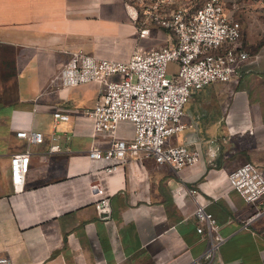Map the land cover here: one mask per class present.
<instances>
[{
  "label": "crops",
  "instance_id": "obj_1",
  "mask_svg": "<svg viewBox=\"0 0 264 264\" xmlns=\"http://www.w3.org/2000/svg\"><path fill=\"white\" fill-rule=\"evenodd\" d=\"M190 9L204 0H177ZM239 23L248 61L238 76L192 93L183 106L186 127L168 144H185L199 160L177 170L136 153L103 170L87 158L93 135L79 113L98 98L100 84L62 87L56 76L75 52L125 61L135 47L159 48L166 31L143 35L124 0H0V258L6 264H264V198L256 205L233 192L225 175L251 163L264 177V0H220ZM176 70L168 64L167 74ZM67 112L65 122L52 113ZM41 132L40 144L14 136ZM117 138L132 127L120 122ZM52 138H55L53 140ZM57 143L60 150L49 151ZM28 150L20 188L9 179V158ZM108 196V213L94 206L90 186ZM197 204L211 214L222 239L216 248ZM251 218L245 222L246 219ZM245 222V223H244Z\"/></svg>",
  "mask_w": 264,
  "mask_h": 264
},
{
  "label": "built area",
  "instance_id": "obj_2",
  "mask_svg": "<svg viewBox=\"0 0 264 264\" xmlns=\"http://www.w3.org/2000/svg\"><path fill=\"white\" fill-rule=\"evenodd\" d=\"M123 4L140 35L154 26L167 31L170 41L159 48L135 47L125 61L75 52L61 66L56 80L62 87L100 84L94 105L79 113L90 119L93 135L110 137V141L105 149L92 145L87 158L103 170L122 165L136 153L175 170L195 164L199 160L197 150L185 144H168V140L186 127L181 122L183 106L192 93L208 84L235 78L248 61V54L239 44V23L223 16L220 0H204L193 10L177 0H124ZM170 63L176 66L172 75L167 74ZM52 118L65 122L69 114L55 111ZM120 122L131 124L129 139L114 136ZM14 136L26 144L43 140L41 132L32 130H19ZM59 150L57 143L49 147L52 152ZM28 159L27 149L9 158V179L14 190L23 183ZM225 177L244 202L256 205L264 198V177L251 163L239 165ZM90 190L96 210L108 213L107 194L96 184ZM262 212L264 208L256 209L252 217ZM193 215L198 224L196 232L200 234L201 226L206 225L210 247L216 248L222 239L211 214L197 204ZM6 263V258H0V264Z\"/></svg>",
  "mask_w": 264,
  "mask_h": 264
},
{
  "label": "rangeland",
  "instance_id": "obj_3",
  "mask_svg": "<svg viewBox=\"0 0 264 264\" xmlns=\"http://www.w3.org/2000/svg\"><path fill=\"white\" fill-rule=\"evenodd\" d=\"M166 33H168V32L166 31Z\"/></svg>",
  "mask_w": 264,
  "mask_h": 264
}]
</instances>
